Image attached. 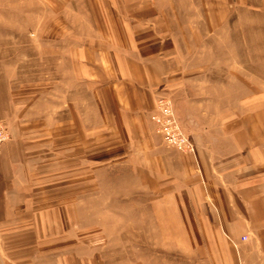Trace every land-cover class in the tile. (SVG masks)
I'll return each mask as SVG.
<instances>
[{
    "label": "crops",
    "instance_id": "1",
    "mask_svg": "<svg viewBox=\"0 0 264 264\" xmlns=\"http://www.w3.org/2000/svg\"><path fill=\"white\" fill-rule=\"evenodd\" d=\"M136 1L143 4L145 0ZM219 3L212 1L214 13ZM228 6V18L214 16L212 24L234 29L240 24L254 30L255 37L243 40L250 45L245 60L251 61L253 45L262 46L260 52H264V0H228ZM168 27L118 24L122 39L108 43L105 57L96 60L97 67L88 49L80 50L72 61L79 69L69 70L74 78L72 91L63 96L62 106L51 111L39 107L43 97L37 98L35 107L16 100L13 91L6 92L8 138L0 146V237L5 239V252L13 251L9 238L25 237L20 252L32 258L20 264L98 263L92 251L88 258L78 257L76 242L62 245L60 212L46 209L51 202L32 180L51 164L76 162L77 139L90 145L93 140L94 114L101 139H108L105 129L113 133L109 139L122 142L118 155L132 157L122 164L129 168L123 169L118 181H129L122 185L129 194L148 192L150 219L181 222L183 234L197 236L190 246L199 253H218L220 244L235 251V259L228 264H264V85L253 92L256 84L250 76L254 72L246 67L242 71L250 80H244L248 90L244 95H236V79L221 85L215 81V90L217 86L228 91L230 97L219 103L221 111L213 120L216 126H206V106L201 102L205 100H190L182 90L185 73L176 38L158 32ZM213 72L220 77L221 72ZM229 73L237 78L236 68ZM168 91L175 94L174 112L195 146L193 153L167 148L160 135L161 142L153 133L155 125L149 116L155 97L169 96ZM63 142H67L64 147ZM91 151L85 150L84 155ZM89 203L85 202L86 210L92 209ZM46 237L50 239L45 241Z\"/></svg>",
    "mask_w": 264,
    "mask_h": 264
},
{
    "label": "rangeland",
    "instance_id": "2",
    "mask_svg": "<svg viewBox=\"0 0 264 264\" xmlns=\"http://www.w3.org/2000/svg\"><path fill=\"white\" fill-rule=\"evenodd\" d=\"M212 1L145 0L142 4L136 0H0V122L6 128V92L13 91L15 99L26 105L36 107L37 98L43 97L45 102L39 107L44 105L51 111L54 106H62L63 96L72 91L74 78L69 76V70L79 69L72 62L74 56L87 48L97 67L96 60L105 57L108 43L122 39L118 24H169L158 32L174 36L179 44L185 73L182 90L190 100H205L201 102L206 106V126H216L213 120L221 111L219 103L229 100L230 94L217 86L215 90L214 82L221 85L236 79V95H244L248 90L243 83L250 76L246 78L242 71L246 67L254 72L250 76L252 84H256L252 91L261 89L264 52H260L262 46L253 45L252 60L246 61L244 52L250 45L243 44V40L255 37L254 30L240 24L236 29L228 24L213 25L214 16L228 18L229 6L228 0H216L220 3L214 13ZM234 68L237 78L230 77L229 70ZM214 69L221 72L220 77L214 75ZM167 94L174 102L175 94ZM93 120L91 145L83 138L76 141V162L61 160L60 165L51 164L37 179L32 178L39 185V193L43 192L51 202L46 209L60 212L62 245L76 242V255L88 258L92 251L97 264H228L235 259L233 247L220 244L218 253L197 252L190 246L198 241L197 236L183 234L184 226L179 221L150 219L148 192L129 194L122 186L129 181H118L123 169L129 168L122 164L129 163L132 157L118 155L117 147L122 142L109 139L113 133L105 129L108 139H101L95 114ZM153 133L160 141L159 134ZM89 149L91 153L84 155ZM85 202L92 209L86 210ZM9 239L13 251L5 252V239L0 237V264H20L32 258V254L20 252L25 237Z\"/></svg>",
    "mask_w": 264,
    "mask_h": 264
},
{
    "label": "built area",
    "instance_id": "3",
    "mask_svg": "<svg viewBox=\"0 0 264 264\" xmlns=\"http://www.w3.org/2000/svg\"><path fill=\"white\" fill-rule=\"evenodd\" d=\"M149 117L166 147L184 153L194 152L195 146L182 130L174 112L173 102L169 96L159 94L155 97L154 110ZM7 136L5 126L0 122V145L6 140ZM241 239L246 240L247 237L242 236Z\"/></svg>",
    "mask_w": 264,
    "mask_h": 264
}]
</instances>
